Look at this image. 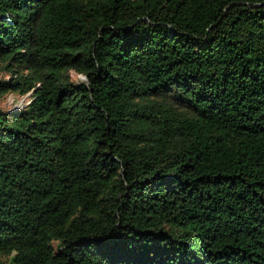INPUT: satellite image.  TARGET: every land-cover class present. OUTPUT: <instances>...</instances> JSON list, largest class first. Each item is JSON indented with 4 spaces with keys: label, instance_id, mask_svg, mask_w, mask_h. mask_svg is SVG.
Instances as JSON below:
<instances>
[{
    "label": "trees",
    "instance_id": "trees-1",
    "mask_svg": "<svg viewBox=\"0 0 264 264\" xmlns=\"http://www.w3.org/2000/svg\"><path fill=\"white\" fill-rule=\"evenodd\" d=\"M0 68V264H264V0H0Z\"/></svg>",
    "mask_w": 264,
    "mask_h": 264
},
{
    "label": "rangeland",
    "instance_id": "rangeland-1",
    "mask_svg": "<svg viewBox=\"0 0 264 264\" xmlns=\"http://www.w3.org/2000/svg\"><path fill=\"white\" fill-rule=\"evenodd\" d=\"M6 76V73L0 68V77ZM73 79H78V75L71 72ZM28 95H21L19 93H6L0 97V107L3 109H9L17 106H21L26 102Z\"/></svg>",
    "mask_w": 264,
    "mask_h": 264
},
{
    "label": "clouds",
    "instance_id": "clouds-1",
    "mask_svg": "<svg viewBox=\"0 0 264 264\" xmlns=\"http://www.w3.org/2000/svg\"><path fill=\"white\" fill-rule=\"evenodd\" d=\"M75 83L84 84L85 86H87L90 83V81L88 80V77L86 74L80 73Z\"/></svg>",
    "mask_w": 264,
    "mask_h": 264
}]
</instances>
